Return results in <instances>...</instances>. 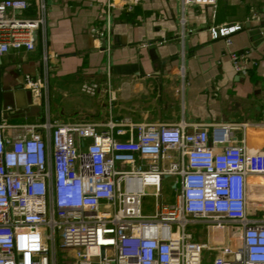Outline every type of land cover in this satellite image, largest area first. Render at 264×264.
I'll return each mask as SVG.
<instances>
[{"label":"built area","instance_id":"1","mask_svg":"<svg viewBox=\"0 0 264 264\" xmlns=\"http://www.w3.org/2000/svg\"><path fill=\"white\" fill-rule=\"evenodd\" d=\"M29 6L0 0V55L35 48L47 6L41 0L26 16ZM235 30L222 28L227 44ZM249 57L231 53L237 72H247ZM258 126L264 121L0 120V264H204L212 247L211 264H264V153L247 144ZM187 225L205 227L208 241Z\"/></svg>","mask_w":264,"mask_h":264},{"label":"crops","instance_id":"2","mask_svg":"<svg viewBox=\"0 0 264 264\" xmlns=\"http://www.w3.org/2000/svg\"><path fill=\"white\" fill-rule=\"evenodd\" d=\"M27 1L23 14L35 16L41 0ZM44 2L35 48L0 55V120L264 121V0ZM224 27L236 28L230 44ZM244 50L252 64L239 73L231 53ZM28 78L42 86L30 87ZM94 81L96 95L81 90ZM247 144L264 153V126L249 129ZM217 253L207 250L204 264Z\"/></svg>","mask_w":264,"mask_h":264},{"label":"rangeland","instance_id":"3","mask_svg":"<svg viewBox=\"0 0 264 264\" xmlns=\"http://www.w3.org/2000/svg\"><path fill=\"white\" fill-rule=\"evenodd\" d=\"M147 190H151V188L150 187H148L147 188ZM153 203H154V198L153 197H148L147 198V202H146V204H147V206L150 208H152V206H153ZM187 230L188 231H191V232H193V233H196V235L198 236V238L200 239V240H204L205 241V239H206V237H207V230H205L204 228H203V226H201V225H187ZM203 231L205 232V233H203ZM236 243L237 242H239L240 241V239H239V237H235V240H234ZM213 254V252L212 251H208V255L210 256V255H212ZM66 255V253L65 252H62V251H60L59 252V258L60 259H63V257Z\"/></svg>","mask_w":264,"mask_h":264},{"label":"water","instance_id":"4","mask_svg":"<svg viewBox=\"0 0 264 264\" xmlns=\"http://www.w3.org/2000/svg\"><path fill=\"white\" fill-rule=\"evenodd\" d=\"M0 107H1V104H0Z\"/></svg>","mask_w":264,"mask_h":264}]
</instances>
